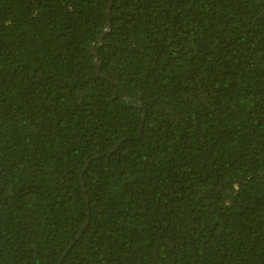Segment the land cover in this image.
<instances>
[{"label": "trees", "instance_id": "trees-1", "mask_svg": "<svg viewBox=\"0 0 264 264\" xmlns=\"http://www.w3.org/2000/svg\"><path fill=\"white\" fill-rule=\"evenodd\" d=\"M112 1L0 0V264H264V0Z\"/></svg>", "mask_w": 264, "mask_h": 264}, {"label": "water", "instance_id": "water-1", "mask_svg": "<svg viewBox=\"0 0 264 264\" xmlns=\"http://www.w3.org/2000/svg\"><path fill=\"white\" fill-rule=\"evenodd\" d=\"M112 3H113V1L111 0L110 5H109V9H108L109 21H108V23H107V25H106V30H105V32L103 33V35H101V37H100V39H99V42H100V43L102 42L104 36H105L106 33L110 30V27H111L110 18H111V7H112ZM92 53H93V55H94L95 57H97V54L94 52L93 49H92ZM96 66H98L97 63H96ZM85 227H86V225L83 227V229H84Z\"/></svg>", "mask_w": 264, "mask_h": 264}]
</instances>
